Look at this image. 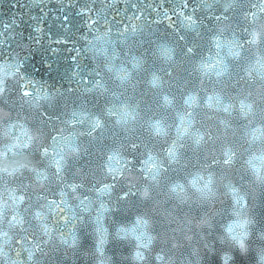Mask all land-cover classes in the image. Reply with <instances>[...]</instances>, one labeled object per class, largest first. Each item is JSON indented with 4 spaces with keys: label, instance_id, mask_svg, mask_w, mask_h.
I'll list each match as a JSON object with an SVG mask.
<instances>
[{
    "label": "water",
    "instance_id": "water-1",
    "mask_svg": "<svg viewBox=\"0 0 264 264\" xmlns=\"http://www.w3.org/2000/svg\"><path fill=\"white\" fill-rule=\"evenodd\" d=\"M0 264H264V0H0Z\"/></svg>",
    "mask_w": 264,
    "mask_h": 264
}]
</instances>
